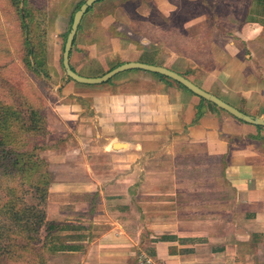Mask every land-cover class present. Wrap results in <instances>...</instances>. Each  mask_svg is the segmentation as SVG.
<instances>
[{"label":"crops","instance_id":"0c3cea01","mask_svg":"<svg viewBox=\"0 0 264 264\" xmlns=\"http://www.w3.org/2000/svg\"><path fill=\"white\" fill-rule=\"evenodd\" d=\"M128 1H97L85 14L69 57L77 74L98 78L127 63L162 66L242 113L264 119V0H248L241 14L230 12L240 17V25L228 29L217 22L219 26L208 27L207 20L222 19L217 11H188L179 17L184 27L174 30L181 35L176 40L170 33L159 38L131 32ZM153 2L167 19L177 12L174 0ZM72 10H63L49 32L48 51L63 85V105L57 108L62 129L56 131L68 139L63 146L70 152L55 170L51 188L58 194L54 205L59 216H73L67 225L61 223V233L75 234L74 216L81 213L87 231H76V238L66 242L71 245L60 246L57 253L78 256V264H146V259L152 264H264V127L242 122L146 71H126L95 86L71 80L63 54L76 13ZM138 16L147 18L142 12ZM170 140L215 159L230 198L216 200L213 208L227 215L184 222L211 229L179 233L172 217L173 231L161 241L156 229L165 222H156L155 216L144 220L147 203L137 197L142 187L133 189L126 179L145 178L140 159L169 147ZM98 153L112 155L114 169L121 171L106 170L107 161H100Z\"/></svg>","mask_w":264,"mask_h":264},{"label":"rangeland","instance_id":"374dc122","mask_svg":"<svg viewBox=\"0 0 264 264\" xmlns=\"http://www.w3.org/2000/svg\"><path fill=\"white\" fill-rule=\"evenodd\" d=\"M68 1L0 0V264H78V256L57 252L60 246L71 245L66 242L76 238V231H87L86 217L81 213L74 216L77 224L72 225L71 231L75 234L61 233V223L67 225L73 216L70 212L59 216L54 205L58 194L51 188L56 180L55 170L70 152L63 146L68 139L57 136L59 129L56 131L58 126L62 129L57 108L63 105V85L60 71L48 51L49 32L63 10L68 7L76 12L84 3ZM174 1L177 12H172L170 19L153 0L128 1L131 22L128 29L159 38L170 33L169 38L176 40V36L181 35H176L174 30L184 27V20L179 17L188 11L208 14L217 11L223 14L222 19L207 20L208 27L221 24L220 27L228 29L231 25H240V17L236 19L230 12L241 14L248 0ZM141 12L146 19L138 16ZM227 12L231 19H226ZM172 142L170 140L169 147L161 146L140 159L139 168L145 178L126 179L133 189L142 187L137 197L147 203L144 220L152 221L155 216L156 222H165L156 229L161 241L173 231L170 230L172 217L178 222L175 230L179 233L211 229L199 223L192 226L184 222L227 215L213 208L216 200L223 203L230 198L221 178L222 168L215 159L202 157L196 148L190 150ZM29 155L42 160L47 168L43 164L39 171L22 170ZM98 157L100 161H107L106 170L121 171L114 169L116 163L112 155L98 153ZM128 172L133 173V170L128 169ZM40 175L47 186L42 185ZM84 197L87 202L93 201L92 196ZM105 211H101L103 215ZM132 218L135 215L132 214ZM61 219L64 221L59 223Z\"/></svg>","mask_w":264,"mask_h":264},{"label":"water","instance_id":"95a60500","mask_svg":"<svg viewBox=\"0 0 264 264\" xmlns=\"http://www.w3.org/2000/svg\"><path fill=\"white\" fill-rule=\"evenodd\" d=\"M97 1L98 0H86V2L80 7V9L74 15L72 27L68 34L66 44H65L64 54H63V67H64V70L68 78H70L71 80L77 83L84 84V85H101V84L108 83L115 76L123 72H126V71H130V70L146 71V72L154 73L157 75H161L167 79L174 81L175 83L182 85L184 88L188 89L196 96L216 105L220 109L224 110L225 112L229 113L230 115H232L233 117H235L236 119L242 122H245V123H248L254 126H258V127H264V119L255 118V117L242 113L241 111L227 104L226 102L222 101L215 95L204 91L203 89L195 85L193 82H191L189 79H187L185 76L179 73H176L168 68L162 67V66L149 65L145 63H127V64H123L111 70L110 72L98 78H86V77H83L77 74L71 68V65H70V61H69L70 52H71L75 36L78 33L83 17L88 12V10L92 8L94 4L97 3Z\"/></svg>","mask_w":264,"mask_h":264},{"label":"trees","instance_id":"16d2710c","mask_svg":"<svg viewBox=\"0 0 264 264\" xmlns=\"http://www.w3.org/2000/svg\"><path fill=\"white\" fill-rule=\"evenodd\" d=\"M98 1H101V0H98ZM83 5V4H82ZM81 5V6H82ZM80 9V8H79ZM78 9V10H79ZM77 10V11H78ZM76 11V12H77ZM160 77H163V76H161V75H159ZM163 78H165V77H163ZM178 84V83H177ZM178 85H180V84H178ZM180 86H182V85H180ZM183 87V86H182ZM27 157L28 156H26V159L25 160H27ZM44 163H43V161L41 160H38V159H36L35 158V156H32V155H29V160H28V162H27V164L26 165H24L23 167H22V170L23 169H25V170H27V171H30V170H33L34 168L36 169V171H39V169L42 167V165H43ZM44 167L45 168H47V166H45V164H44ZM46 176H48L47 175V172H46ZM43 177H42V175H40V181L42 182V185H44V186H47L48 185V183H43V179H42Z\"/></svg>","mask_w":264,"mask_h":264},{"label":"built area","instance_id":"2783aa9c","mask_svg":"<svg viewBox=\"0 0 264 264\" xmlns=\"http://www.w3.org/2000/svg\"><path fill=\"white\" fill-rule=\"evenodd\" d=\"M146 263H147V264H151V260L147 259V260H146Z\"/></svg>","mask_w":264,"mask_h":264}]
</instances>
